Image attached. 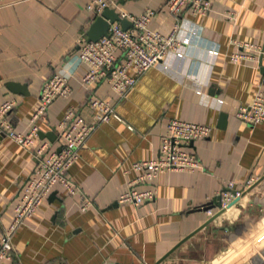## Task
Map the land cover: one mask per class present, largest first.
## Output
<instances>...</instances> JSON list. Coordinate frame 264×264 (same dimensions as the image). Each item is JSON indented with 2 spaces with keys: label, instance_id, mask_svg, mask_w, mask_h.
Wrapping results in <instances>:
<instances>
[{
  "label": "crops",
  "instance_id": "obj_1",
  "mask_svg": "<svg viewBox=\"0 0 264 264\" xmlns=\"http://www.w3.org/2000/svg\"><path fill=\"white\" fill-rule=\"evenodd\" d=\"M90 2H1L0 101L15 102L9 116L18 132L29 130L41 89L56 72L69 76L72 94L39 116V142L61 149L59 125L70 109L94 123L96 111L87 104L91 95L112 104L121 120L99 124L69 172L93 205L82 211L79 196L55 188L13 235V260L0 264H264V120L253 125L235 116L264 89V0H213L208 15L186 9L185 56L172 53L168 70H148L126 98L104 81L90 90L83 85L88 67L79 61L80 41L96 20L87 9ZM167 2L118 0L115 10L134 15L157 10L161 15L151 26L167 31L174 23ZM227 12H237V22L225 17ZM239 42L259 45L263 54L233 63L229 54L246 53ZM208 49L220 54L208 55ZM12 83L25 91H11ZM214 98L224 99L223 107L208 104ZM173 118L213 128L209 138L189 147L204 169L165 172L151 184L136 185L156 189L154 200L120 204V195L139 176L133 164L158 156ZM34 149L0 139V240L38 166ZM251 179L256 188L221 217L204 210L229 182L241 188Z\"/></svg>",
  "mask_w": 264,
  "mask_h": 264
},
{
  "label": "built area",
  "instance_id": "obj_2",
  "mask_svg": "<svg viewBox=\"0 0 264 264\" xmlns=\"http://www.w3.org/2000/svg\"><path fill=\"white\" fill-rule=\"evenodd\" d=\"M3 0H0V5ZM213 0H168L167 15L173 18V26L165 31L151 26L152 21L161 14L154 9H147L140 15L119 13L122 18L132 22V27L124 29L120 22L110 25L108 36L98 41H89L84 36L80 41L79 61L88 67L82 78L83 85L89 90L97 83L106 82L121 98H126L137 85L141 77L151 68L168 70L167 59L174 53L178 58L185 56V48L190 44L189 37L181 36L187 28L181 15L189 9L194 15H208L212 11ZM118 8V0H91L87 9L95 17H99L106 9ZM163 15V14H162ZM232 22H237V12L225 14ZM246 53L234 52L228 55L233 63L246 59H254L255 54H263V48L251 43H238ZM255 53V54H253ZM208 55L217 56L219 50L208 49ZM202 95V91H197ZM72 94L69 76L56 72L43 85L40 94L38 111L30 119L27 132H18L10 119V112L15 107L12 100L0 101V137L5 136L18 145L34 149V158L38 166L27 181L22 196L14 208V217L0 240V262L13 260L14 248L12 238L18 227L26 219L33 217L49 195L57 187L64 188L70 196H79L80 208L87 211L93 204L92 200L81 194V190L70 177L69 172L79 159L80 150L86 145L89 137L99 124L108 122L112 117L121 120L114 106L96 96H89L87 104L96 111V120L89 123L74 109H70L59 125V136L63 141L60 151H53L49 142H39L37 119L46 112L53 102L59 98H68ZM225 100L214 98L207 103L223 107ZM235 116L248 124H259L264 120V89H260L253 102L239 106ZM213 128L209 125L173 118L163 135L158 156L141 160L133 164L139 172L138 178L131 182L129 188L120 195V204L141 206L154 200L157 190L154 188L140 190L138 184H151L165 172H195L204 169L200 159L189 147L196 140L209 138ZM255 179L245 186L237 188L234 181L220 193V206L209 207L210 217H221L227 210L239 204L245 194L256 188ZM238 200L232 207L233 202ZM214 208H218L214 211Z\"/></svg>",
  "mask_w": 264,
  "mask_h": 264
},
{
  "label": "water",
  "instance_id": "obj_3",
  "mask_svg": "<svg viewBox=\"0 0 264 264\" xmlns=\"http://www.w3.org/2000/svg\"><path fill=\"white\" fill-rule=\"evenodd\" d=\"M120 22L123 25L124 29H129L130 27H132V22L130 20H128L127 18H122L120 16V14L115 10V9H106L101 16L97 17L96 20L93 22V24L91 25V27L89 28L88 32H87V37L89 41H98L99 39H101L104 36H108V31L110 28V25L112 23L115 22ZM9 88L11 89V91H17L16 89H22L23 91H25L26 86L22 87L19 84H10ZM24 93V92H22ZM227 118L228 115L227 113H223L221 114V122H222V126L221 127H225L226 123H227ZM5 136H1V138H3ZM61 150V149H60ZM59 150V151H60ZM54 194H52L50 197H53ZM220 201H221V197L218 196L216 198H214L213 203H211V205H207L204 207V210L207 211L209 209V207H214L220 206ZM238 200H236L235 202H233L229 207H232ZM217 217H213V219H215Z\"/></svg>",
  "mask_w": 264,
  "mask_h": 264
},
{
  "label": "trees",
  "instance_id": "obj_4",
  "mask_svg": "<svg viewBox=\"0 0 264 264\" xmlns=\"http://www.w3.org/2000/svg\"><path fill=\"white\" fill-rule=\"evenodd\" d=\"M94 18L96 19L95 15H94Z\"/></svg>",
  "mask_w": 264,
  "mask_h": 264
}]
</instances>
